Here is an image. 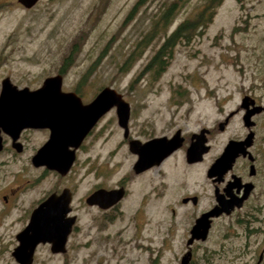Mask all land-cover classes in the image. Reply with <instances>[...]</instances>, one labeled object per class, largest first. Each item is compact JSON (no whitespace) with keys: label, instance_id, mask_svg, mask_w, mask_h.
I'll return each instance as SVG.
<instances>
[{"label":"rangeland","instance_id":"rangeland-1","mask_svg":"<svg viewBox=\"0 0 264 264\" xmlns=\"http://www.w3.org/2000/svg\"><path fill=\"white\" fill-rule=\"evenodd\" d=\"M172 1L178 0H147L127 19L137 0H39L30 9L17 0H0V79L9 76L19 87L37 88L47 76L60 73L63 57L78 41L74 64L63 74V90L76 89L89 100L105 86L114 88L130 104V131L141 141L178 127L195 130L201 117L203 121L220 105L234 108L237 90L264 78V0H221L211 23L173 43L164 56L169 62L157 76L146 66L163 39L204 3L179 0L170 24L154 25L160 9ZM145 35L152 40L143 50L135 49ZM33 136L42 142L46 131ZM86 145L88 158L79 154L73 172L77 193L98 184L114 187L130 176L134 156L114 110L99 120ZM179 154L163 171L161 187L155 176L151 188L126 182L127 194L118 208L83 209L76 200L77 220L64 251L52 253L49 245H39L32 264H178L191 218L198 212L190 208L184 213L175 205L193 176L181 170ZM25 164L0 160V194ZM27 172L31 178L38 174ZM53 179L52 173H43L9 207L0 201V264H18L12 256L16 234L27 222L32 197L53 190ZM146 188L151 205L143 202L141 207ZM233 227L237 236L227 240ZM261 236H248L241 224L217 219L205 241L194 247L195 264H251Z\"/></svg>","mask_w":264,"mask_h":264},{"label":"flooded vegetation","instance_id":"flooded-vegetation-1","mask_svg":"<svg viewBox=\"0 0 264 264\" xmlns=\"http://www.w3.org/2000/svg\"><path fill=\"white\" fill-rule=\"evenodd\" d=\"M60 74L63 76L64 73ZM5 77L9 76H4L0 79V93L2 91V80ZM34 89L37 88H30V90ZM68 91L74 92L79 96L84 104L89 103L95 97L89 100H83L78 90ZM237 91L239 92V99L234 108L225 109L220 105L216 107L213 112L205 114V119L203 121L201 117L199 119L201 123L195 130L186 131L178 127L169 135H160L171 137L179 130V135L183 138V141L178 149L164 158L159 164L137 172L136 169H134L137 155L131 152L134 158L131 163V174L128 178L123 177L122 181L114 187L106 184H98L92 185L91 188L87 187L85 190L78 193L73 184V172L77 164L78 156L82 154L85 155V160L88 158V154L86 155L87 151L84 152V150H87L86 144L89 136L92 134L96 124L107 112L114 110L116 122L119 126L115 107L104 113L82 138L74 150V159L71 165L64 172H62L63 170L49 169L45 165H39L35 163L36 161L34 162L35 155L50 136L49 129L22 127L18 131L15 129L11 131L10 129L6 130L0 126L1 163L13 159H18L27 163L20 172L12 174L11 182H13V184H8L3 187L4 191L0 194L1 204L3 208L9 207L29 186L38 183L43 173L50 172L54 176L52 183L56 184L55 188L48 193L38 194V192L35 197H32V208L28 212L26 224L30 219L32 211L49 196L60 197L63 194H67L69 197V211L65 214L64 218L74 217V222L68 234L69 237L77 220L76 215L73 214V205L76 200L77 205L83 207V209L93 207L102 211H107L111 208H118L122 199L127 194L126 182L128 181L144 182L148 188H151L154 180L153 177L155 176L158 177L156 182L161 187L165 183V173L163 174V171L170 166L169 162L171 164L173 163L171 160L178 151L180 153L179 155H181L179 161L181 170L183 173L191 172L193 176L190 182L187 180L189 185L183 186L184 189L181 194L178 195L175 205L182 208L184 213L189 212L188 210L190 208L192 213L196 209L198 210L193 217L191 216V222L187 229L188 234L185 238V243L182 245L178 264H181L182 259L187 254H189L187 264H195L196 262L193 258L194 247H197L199 243L205 241L211 225L215 220L224 218L229 219L231 224L235 222L241 224L243 231H246L248 236L254 235L256 237L259 233L262 234L260 241L255 245L256 247L251 254V264H264V78L262 77L256 83L250 84L247 88ZM229 100L230 99H228V101ZM131 114L132 112L130 109V117ZM120 129L122 131L123 140L127 141L128 149H130L129 141L136 137L132 136L129 122L127 136L124 129L122 127H120ZM42 130L46 131V136L41 142V140H37L33 134L40 133ZM224 134L226 135L223 136ZM34 138H36V143L33 141ZM191 142H198L199 150L202 151L195 155L188 156L187 149ZM229 143L234 144L230 157L231 159L219 160ZM72 148L73 147H69L70 150ZM28 170H37L38 174L36 176L33 175V178H31L27 172ZM120 188L123 190L121 197L108 207L104 208L101 207L99 203L88 202L89 196L99 189L111 190ZM146 193L147 188L144 189L143 197L140 200L141 207L143 202L145 207L151 205V200L146 196ZM175 211L176 209L174 207L171 208L173 217L175 216L173 215ZM210 211H213V214L206 218L208 220V229L205 237L202 238L199 229L195 233H193L192 230L197 224V221ZM236 236L237 233L233 227L228 231L226 239L228 240L230 237L234 238ZM43 244L49 245L51 251V243H39L35 251L39 245ZM246 263L249 264V262Z\"/></svg>","mask_w":264,"mask_h":264},{"label":"water","instance_id":"water-1","mask_svg":"<svg viewBox=\"0 0 264 264\" xmlns=\"http://www.w3.org/2000/svg\"><path fill=\"white\" fill-rule=\"evenodd\" d=\"M39 0H17L24 8L33 7ZM63 76L57 73L47 76L37 89L18 87L9 77L2 80L0 93V126L4 129L19 130L22 127L47 128L50 136L37 154L34 162L49 169L66 171L74 159V150L95 125L97 120L111 108L116 109L118 124L128 134L130 104L121 93L110 86L102 88L89 103H82L74 92L62 90ZM16 132V131H15ZM179 130L171 136L153 137L146 141L130 139V150L137 155L134 165L136 171L159 164L164 158L178 149L183 141ZM241 144V143H240ZM198 142H191L187 154L195 155L199 150ZM234 144L229 143L219 160L231 159ZM69 147H73L71 150ZM122 189H99L92 193L89 203H99L108 207L119 199ZM66 195V196H65ZM69 197L49 196L32 211L28 223L16 234L17 244L12 256L18 264H32L35 248L39 243H51L53 253L63 252L74 217L64 218L69 211ZM214 211V210H213ZM210 211L197 221L192 232L200 231L202 238L208 229ZM199 237V236H197ZM192 239V238H191ZM189 254L181 264H187Z\"/></svg>","mask_w":264,"mask_h":264},{"label":"trees","instance_id":"trees-1","mask_svg":"<svg viewBox=\"0 0 264 264\" xmlns=\"http://www.w3.org/2000/svg\"><path fill=\"white\" fill-rule=\"evenodd\" d=\"M147 0H137L134 6L131 8L127 19L132 18L138 10V8L145 3ZM204 3L201 6V9L197 11L193 16L187 17L182 20L176 29L171 32L166 38L163 39L162 44H160L159 48L151 58L150 62L147 64L146 68L150 69L153 67V72L158 76L161 72L166 68L169 60L164 58V56H168V50L173 46V43L178 42L179 40H186L189 38V34L193 33L198 27L201 29L206 27L209 23H211L213 16L215 14L216 7L219 5L221 0H203ZM179 0L172 1L168 5L163 6L160 10L159 16L154 21V25L161 24L162 26H167L170 24L174 14L179 8ZM152 35L148 37L145 35L142 37L136 44L135 49L143 50L147 44L152 40ZM155 38V37H154ZM79 51L78 41H74L71 47L69 48L68 53L63 57L60 73H65L75 61ZM131 58H128L125 63H128ZM126 66V65H125ZM88 73V72H87Z\"/></svg>","mask_w":264,"mask_h":264}]
</instances>
